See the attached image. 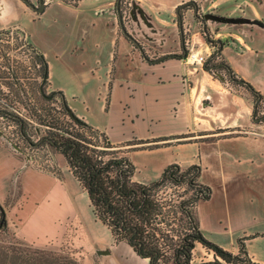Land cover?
Instances as JSON below:
<instances>
[{
  "label": "crops",
  "instance_id": "0c3cea01",
  "mask_svg": "<svg viewBox=\"0 0 264 264\" xmlns=\"http://www.w3.org/2000/svg\"><path fill=\"white\" fill-rule=\"evenodd\" d=\"M116 1L50 2L45 3L40 12H35L22 0H0V29L18 26L26 32L31 42L33 36L29 26L43 18L46 25L41 30L50 39L48 45L43 47L34 39L31 44L45 56L48 86L62 93L74 115L103 132L111 143H124L129 147L133 143H125L133 140L145 145L159 140L166 143L141 149L134 146L127 150L135 167L134 180H156L169 163L180 166L186 162L187 166H199L197 178L211 191L208 198L200 200L198 205L212 196L214 187L211 183L219 182L227 197L249 188L251 193L246 195L233 219L228 215V218L222 217L221 222L217 221L222 231L232 225L239 229L226 242H215L205 237L196 210L195 216L203 237L235 254L238 252L237 240L242 237V246L250 258L249 264H264V135L257 134L259 125L252 119V94L240 85L228 83L225 75L222 80L207 71L203 63H186L182 47V29L186 27L192 45L201 54L208 58L215 48L218 52L215 61L224 62L236 77L252 83L251 86L264 97V89L238 72L239 67L244 65V68L264 77V41L256 38V34H263L264 37V15L258 9H263L264 0H212L211 6L219 5L220 12H204L202 17L197 16L201 3H194L195 9L192 6L180 8L188 0H132L128 10L130 25L124 28L126 33L119 27ZM99 9H103V12L95 14ZM210 16L240 20L225 22ZM198 24H201V28H198ZM206 24L208 29H205ZM219 41L222 44L217 46ZM122 47L135 57L133 71L127 70L126 74L122 72L119 62ZM226 49L232 54L231 57L225 54ZM171 53L177 57L163 58ZM71 63L89 66V75L95 81H112L106 91L108 103L116 79L138 78L139 83L160 102L158 122H162V130L127 138L112 133L110 126L90 115L85 98L76 101L74 91L57 80L71 73ZM103 106L101 102L100 109L106 115ZM177 150L188 151L191 156L173 158L172 154ZM11 153L19 164L27 163L16 153ZM135 155L142 157L143 165L135 164ZM140 168L144 175H140ZM206 173L210 179H204ZM11 176L12 172H7V179L3 185L0 184V205L5 212V227H10L21 241L33 244L22 232V227L30 213L35 212L36 206L32 211L28 210L21 223L23 220L18 209L23 210L24 192ZM60 179L64 183L69 182L64 187L71 215L62 238L67 235L72 247L85 249L98 264H147L146 259L140 258L127 243L115 241L109 229L95 217L86 192L71 171L64 172L62 169Z\"/></svg>",
  "mask_w": 264,
  "mask_h": 264
},
{
  "label": "rangeland",
  "instance_id": "374dc122",
  "mask_svg": "<svg viewBox=\"0 0 264 264\" xmlns=\"http://www.w3.org/2000/svg\"><path fill=\"white\" fill-rule=\"evenodd\" d=\"M30 1L37 5V0ZM52 2L66 4L61 0H53ZM194 3L195 5L201 3V6H198V17H202L204 12L218 14L221 10L219 5L211 6L212 0H194ZM258 9L264 15V7L262 10ZM101 12H103V9L95 11V14H101ZM121 21L124 28L130 25L128 15L121 17ZM210 23L214 24L213 22ZM44 25H46L45 21L40 17L39 20L30 24L29 31L34 40L39 41L41 46L46 47L50 39L45 37L41 30V27H45ZM216 26L219 25L217 24ZM198 28H201V24H198ZM205 29H208L207 24ZM189 33V30L185 34L182 33L183 38L189 37ZM208 34L209 32H207ZM262 35L256 34L258 41H264ZM33 39L30 41L33 42ZM28 40L26 32L18 26H7L0 29V111L7 110L22 116L26 121L27 131L31 135V140L34 141L38 135L45 133L46 128L40 126L34 118H31L29 111L24 110L20 102L11 101L8 98L6 93H8L9 88L5 85V81L9 78L11 80L10 76H17L16 82L18 84H15L14 87H18L20 90L23 89L27 93L26 95L29 97L27 103L30 108L32 103L35 106L44 104V106L53 108L52 112L60 119L69 121V118L62 112L58 94L55 93L50 101L41 100L40 98L36 99L35 91L41 82V78L36 74L37 66L33 65L32 54L27 48ZM182 47L185 50L184 44ZM213 50L216 49L214 48ZM120 51L119 62L120 66L122 65V72L126 74L128 73L127 70L133 71L135 57L131 56L125 47H122ZM224 52L231 57L232 54L228 49ZM213 62H216L215 59ZM71 66L73 67L70 71L71 73L68 76L61 77V79L57 77L56 68L53 66L55 79L58 78L57 80L64 87L71 88L74 91L76 101L85 98L90 115L97 119L98 122L110 126L112 133H118L127 138L138 134L157 133L162 130V122H158L160 120V102H157L154 96L150 94V91H147V88L139 83L138 78L116 79L113 89H111L108 103L106 91L112 81L108 79L102 83L95 81L89 75L91 74L88 71L89 66L85 64L71 63ZM217 71L227 78V73L224 69H218ZM238 72L254 81L257 87L264 89V77L262 78V75L257 74L254 70L249 71V69L244 68V65L239 67ZM6 76L8 77L6 78ZM250 84L252 85V83ZM44 89L45 94L51 90L47 84ZM101 102L104 104L103 111L107 112L106 115L102 113V108L100 109ZM252 119L259 125L256 128L257 134L260 133L262 135L264 133V97H261L258 101L256 112L252 115ZM17 130L16 122L0 112V184L3 185L7 179L6 173L12 172L11 179L22 186L24 192L22 197L24 202L23 210L18 209L23 220L21 223L24 222V215L27 214L28 210L32 211L33 206H36L35 212L30 213L26 219L28 221L25 220L26 223L22 227V232L28 236L29 242L33 244L21 241L14 231L10 230V227H4L0 230V264H22L20 260L14 258L16 254L20 255L21 258L32 257V259H37L38 261H45L46 264H98L95 257L91 253H87L85 249L72 247L67 235L62 238L66 234L65 231L71 219L64 187V184L69 182L64 183L60 179L62 169L64 172L70 171L63 155L48 145L39 144L36 147L29 145V143L21 139ZM130 143H133L130 147L121 143L122 149L129 150L134 146L141 149L148 146L166 144L162 140L156 143L151 142L147 145L141 144L137 140H133ZM184 151L177 150L172 154L174 155L173 158L179 159L185 158L184 156L186 155L191 156L190 152ZM11 152L16 153L17 156H20L27 163L19 164V161L12 156ZM133 159L138 166L144 163L139 155H135ZM186 166V162L180 164L181 168ZM139 171L140 175H144L141 168ZM210 178L208 173H206L204 179ZM211 184L212 188L214 187L212 196L198 205L196 209L197 217L205 237L207 236L208 239L215 242H226L239 229L232 225L222 231L218 227L217 221L221 222V218L224 216L228 218V215L232 216L233 219V215L239 210L238 208L241 206L242 201L251 192L247 188L242 190L241 193L230 194L227 197L223 189L220 188L219 182L218 184ZM178 190L180 194L186 192L181 187ZM194 257L193 264L200 260H211L214 258V254L197 243L194 249Z\"/></svg>",
  "mask_w": 264,
  "mask_h": 264
},
{
  "label": "trees",
  "instance_id": "16d2710c",
  "mask_svg": "<svg viewBox=\"0 0 264 264\" xmlns=\"http://www.w3.org/2000/svg\"><path fill=\"white\" fill-rule=\"evenodd\" d=\"M186 6L197 9L193 0H188L180 8ZM118 8H121L119 3ZM221 44L219 41L217 46ZM27 48L32 54L33 65L37 66L36 74L41 78L35 91L36 99L50 101L55 93L58 94L62 112L69 121L60 119L52 112L53 108L44 104L35 106L32 103L30 108L27 93L14 87L18 84L17 76H10L11 80L9 78L5 81L9 88L6 93L8 98L20 102L24 110L29 111V116L44 126L46 131L32 141L22 116L7 110L0 112L16 122L18 134L29 145H48L63 155L72 176L86 192L93 214L109 229L115 241L127 243L140 258L146 259L147 264H193L197 243L212 251L214 258L200 260L195 264L250 263L242 246V237L237 240L238 252L235 254L206 239L199 230L195 210L198 202L207 199L211 191L198 180V165L181 168L178 164L169 163L156 180H134L132 175L135 167L121 143L109 142L103 132L75 116L60 91L44 93L45 85L49 84L45 56L29 40ZM217 54V50H214L209 55L203 62L204 69L211 72L224 69L228 83L247 89L253 98V115L261 94L251 84L236 77L224 62H213ZM173 56L177 57L171 53L163 58ZM179 187L187 194L178 193ZM5 221V212L0 205V230L5 227ZM14 258L22 264H46L32 257L21 258L18 254Z\"/></svg>",
  "mask_w": 264,
  "mask_h": 264
},
{
  "label": "built area",
  "instance_id": "2783aa9c",
  "mask_svg": "<svg viewBox=\"0 0 264 264\" xmlns=\"http://www.w3.org/2000/svg\"><path fill=\"white\" fill-rule=\"evenodd\" d=\"M44 1V4L45 3H50L52 2L53 0H43ZM65 3H74L76 2L77 0H61ZM131 2L132 0H119V5L121 4V8H119L118 10L121 17H124L125 15L129 16V9L131 7ZM187 28L184 27L182 29V33L185 34L187 32ZM183 43H184V46H185V53H184V61L186 63H191V64H195V63H203L204 61L207 60V57L203 54H201L197 48H195L192 44V41H191V38L189 37H185L183 39ZM214 71H217V70H213L212 72L214 73ZM262 103V102H261ZM263 112V110H262ZM262 135H264V133H262ZM43 170V169H42Z\"/></svg>",
  "mask_w": 264,
  "mask_h": 264
},
{
  "label": "water",
  "instance_id": "95a60500",
  "mask_svg": "<svg viewBox=\"0 0 264 264\" xmlns=\"http://www.w3.org/2000/svg\"><path fill=\"white\" fill-rule=\"evenodd\" d=\"M22 1H24L27 4V6L30 9H32L33 11H35V12H40L42 10V8L44 7V1L43 0H37V5H35L34 3H32L30 0H22ZM118 3H119V0L116 1V6H117L116 13H117V17H118L119 24H120V29L124 33H126V31H125V29L123 27L124 25H123V23L121 21V15H120V13L118 11V9H119L118 8ZM210 17H212V18H214L216 20H224L225 22H231V21H238V20H240L239 18H225L224 16H210ZM204 33H206V32L204 31ZM209 57L210 56H208V58ZM214 74H216L218 77H220V79L224 80L223 79L224 78L223 75L219 71H214Z\"/></svg>",
  "mask_w": 264,
  "mask_h": 264
}]
</instances>
